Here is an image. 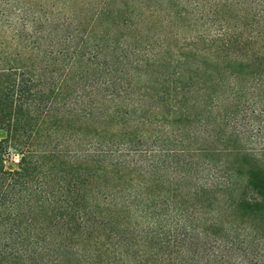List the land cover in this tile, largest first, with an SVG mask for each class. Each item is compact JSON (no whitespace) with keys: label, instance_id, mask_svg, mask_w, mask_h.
<instances>
[{"label":"trees","instance_id":"obj_1","mask_svg":"<svg viewBox=\"0 0 264 264\" xmlns=\"http://www.w3.org/2000/svg\"><path fill=\"white\" fill-rule=\"evenodd\" d=\"M0 131V264H264V0H0Z\"/></svg>","mask_w":264,"mask_h":264},{"label":"rangeland","instance_id":"obj_2","mask_svg":"<svg viewBox=\"0 0 264 264\" xmlns=\"http://www.w3.org/2000/svg\"><path fill=\"white\" fill-rule=\"evenodd\" d=\"M1 136H3L2 131H0V137ZM2 159V164L5 169L15 168L19 160V154H17L14 150L9 149L4 152Z\"/></svg>","mask_w":264,"mask_h":264}]
</instances>
